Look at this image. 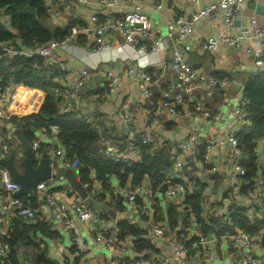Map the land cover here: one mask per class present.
<instances>
[{
  "label": "crops",
  "instance_id": "0c3cea01",
  "mask_svg": "<svg viewBox=\"0 0 264 264\" xmlns=\"http://www.w3.org/2000/svg\"><path fill=\"white\" fill-rule=\"evenodd\" d=\"M217 1L219 0H199L197 4H192L188 0H115L114 5L96 4L93 0L85 2L64 0L62 3H55L54 0H50L45 2L47 8L46 19L51 29L58 28L59 30H68L70 32L69 27L73 25L81 30L66 47L56 49L51 61L46 64L58 71L59 75L54 79L57 86L66 83V80L63 73L56 68L53 62L60 61L76 69L85 67L88 69L90 78L79 91V105L70 111L77 119L83 120V122L96 130L98 138L95 148L98 149L102 145L119 140L121 121L118 117V110L125 104L133 119L131 128L133 137L150 134L155 138L152 144L155 148L169 150L170 167L163 172L168 175L163 185L168 189L176 183V180L186 184L185 191L177 193L175 196H169L167 189L158 191L159 188H157V190H154L152 197L139 192L134 201L130 202L127 200V192L131 187L134 185L150 186L147 181L133 184L131 177H129L126 184L121 186L117 178L113 177L109 182L111 186V194H109L108 192H103L101 184L94 179V174L92 173L90 185L96 188L97 194L91 195L89 188L86 186L87 184H82L79 181L77 174L79 163L71 162L64 156L65 150L59 144L55 126H50L49 129L32 126L28 131L21 132L17 126L9 121L12 117L21 118L37 112L45 99V92L39 88L30 87L22 83H13L11 97L7 101V105L5 104L9 119L6 122L0 120V127L12 134L11 141L7 144L9 153L6 158L13 156V166L16 171L21 173L23 171L21 162L25 157V151L15 131L26 138L30 144L34 139H38L40 141V149L34 151L35 157L39 159L43 152L47 154L48 163L51 166L52 181L50 183H56L51 186L49 183L46 192L52 193L57 201L67 204L71 218V227H66L51 208L50 210L46 208V202L37 194L39 206L36 210L51 222L52 229L58 234L54 239L50 240L55 244L53 255L57 256V258L53 257L48 246L49 257L51 256L53 259L60 261H63L65 256L72 259L73 255L68 254L67 248L74 246L76 250L74 252L75 256L79 255L80 263L84 264H106L109 257H112L113 264H120V262L132 264L137 259H144L146 261L144 264H150L149 260L155 255L174 257V251L168 244V240L181 238L180 228L185 225H181V223L185 220V223L189 225L195 234L206 236V250L212 253L214 264H241L242 257L247 254L252 257H258L264 263V233L261 234V239L257 237L262 231L261 227L259 232L254 235L245 232L254 239L258 238V245L255 250H248L240 243L232 241V235L237 232H244L242 229L227 230L226 226L231 225L226 224L225 220V199H228L231 204L246 207V216L252 224H258L259 226L261 223L257 220V213L261 208L262 202L253 201L252 191L247 193L242 191L241 188L246 184L243 177L232 178L231 163L226 156L227 149H223L226 145L221 143L223 140L222 132L231 117L233 107L240 100L246 103L244 94L246 83L264 68V38L248 35L239 41L238 47H232L225 42H221L214 51H202L199 48V40L205 36H233L241 28L252 30L251 19H254L258 25H264V0L244 3L232 27L228 30L223 25L220 11L215 12L211 16L200 18L193 27L192 32L177 44L178 48L182 50L186 62L199 73L227 81L224 89L214 90L211 94H208L204 88L193 90L195 99L211 115L204 117L200 113L193 111L187 102H183L176 107V114H172L166 108L160 107L161 92L168 88L171 89L172 93L177 91L173 72L169 70L163 73L161 71L162 62H169L172 56L171 48L173 43L166 36L168 22L178 14L189 15ZM136 4H140L142 10L147 14L151 27L158 31L157 35L163 39L164 47L158 51L145 50L141 52L139 46L130 45L117 30L105 27L103 38L107 42L108 47L97 49L96 37L88 29L90 18L96 15L98 17L97 23L106 26L108 22L119 19ZM109 15L112 17L111 20L107 19ZM173 37L176 39V32L173 33ZM141 42L150 44V40L147 38L142 39ZM249 48H251V53L248 51ZM93 66L96 68L93 69ZM137 66L148 72L153 79L151 85L152 101L149 103L144 101L135 79L127 74L129 67L137 68ZM107 72H111L119 79V84L115 86L113 93L108 92ZM20 87H27L34 91L33 94L37 93L41 96L37 108L31 113H28V109H25L24 103L14 104L18 100V89ZM152 108L155 110L159 109V112L156 113L158 123L154 125L146 121L149 120L148 110ZM23 113L26 114L23 115ZM192 126L198 127L201 138L215 141L212 153L214 163L219 169L211 170L208 166L204 167L198 163L196 164L192 153H188L185 158L184 168L179 173L181 177L179 179L173 175L176 170L171 157L176 155V152L178 153L176 148L177 140L183 138L186 131ZM243 126H248L247 121ZM242 127H239V130ZM32 128L35 130L33 131ZM25 132L27 133L24 134ZM3 145L4 141L0 135V154ZM118 146L123 150L126 147V142L118 143ZM52 150L55 151L54 154H52ZM263 151L264 138H261L257 143L256 153L258 155ZM126 153L131 157L132 162L139 160L138 153H133L132 151ZM241 156L240 160L244 157L243 155ZM70 163L73 164L70 165ZM77 163L78 166H76ZM257 167L258 176L255 181L259 177H264V157H261L257 162ZM67 169L74 172L77 180L86 189L88 196L100 203L98 209L89 207L97 211V216L93 215L87 221H84L70 209L69 203L80 197L63 176L64 170ZM62 189L66 190L65 195H62ZM196 191L200 195L204 193L206 196L204 200L200 197L202 219L209 217L206 214V205L214 206L213 215L217 213V216L222 219L219 225L206 234H203V222H199L192 213L190 206L183 203L185 196L192 195ZM159 193L162 194V198L158 197ZM3 195V184L0 181L1 242L6 237L10 227V222L8 225L4 224L1 217L5 213L11 216L10 221L15 217L13 210L4 211ZM162 201L165 202L164 207ZM143 206L146 207V212H142L141 208ZM149 206L152 208V212L149 210ZM170 206H174L178 215L177 224H170L168 215ZM151 218H153L154 222L151 221ZM122 221H126L130 226L137 227L141 231V244H147L148 246L138 251L136 249L138 243L135 242L132 236H121L119 223ZM155 226L164 228L162 236H157L153 233ZM113 227H115L114 234L112 232L114 235L113 243L110 247L105 248L101 242L96 240V233L102 228ZM105 251L108 252L106 256ZM21 255L26 259L25 261L23 258V264L32 262L30 259L32 256L30 248L22 247ZM191 256V264H203L197 250Z\"/></svg>",
  "mask_w": 264,
  "mask_h": 264
},
{
  "label": "built area",
  "instance_id": "2783aa9c",
  "mask_svg": "<svg viewBox=\"0 0 264 264\" xmlns=\"http://www.w3.org/2000/svg\"><path fill=\"white\" fill-rule=\"evenodd\" d=\"M50 0H44V2H49ZM55 3H62L64 0H54ZM80 2H85L87 0H78ZM96 4L101 5H114L115 0H93ZM192 4H197L199 0H188ZM255 0H219L213 2L210 5L199 9L189 15H176L167 24V38L173 43L172 56L169 62H162L161 71L167 72L172 71L176 79V93H172L171 89H165L160 94V107L166 108L170 113L176 114V107L183 102H187L193 109V111L200 113L204 117L210 116V112L203 107L199 101L195 99V94L193 90L196 88H204L208 94L213 93L214 90H222L226 87L227 81L225 79H217L211 76H205L199 73L196 69L191 67L185 59V56L177 46V44L184 39L189 33L192 32L193 27L202 17H208L217 11L221 12L223 18V25L225 29H230L240 13L241 7L246 2H251ZM107 19H112L109 15ZM98 17L96 15L92 16L89 20L88 29L91 30L97 40V49H105L108 47L107 42L103 38V33L105 27L109 29L117 30L132 46H139L140 51L145 50L158 51L164 47V41L157 35L158 31L154 30L149 22L147 14L142 10L140 4H136L126 11L119 19L111 21L105 25H100L97 23ZM253 24L252 30L248 28H241L236 35L227 36L223 35L221 37H215L208 35L199 40V48L202 51H214L217 49L221 42H225L232 47H238L239 41L248 35H254L264 38V25H258L254 19H251ZM80 29L77 26H72L70 32L60 41L51 40L45 44L27 47V46H15L13 43L8 41L7 43H0V58L3 57H41L44 59L45 63H48L52 59V55L56 49L59 47H66L71 39L76 37L80 33ZM177 34L176 39L173 37V33ZM149 39L150 44H144L141 42L142 39ZM251 53V48L248 49ZM56 68L63 73L66 83L57 86L54 89V94L58 101V111L61 115L68 113L72 108L79 105V91L86 85L90 78V73L88 69L85 68H73L72 66L65 64L60 61L53 62ZM93 69L96 67L93 66ZM264 72V68L260 71ZM127 74L135 79L141 95L145 102L149 103L152 101V77L151 75L142 69L140 66L129 67L127 69ZM105 76V75H104ZM106 78L108 79V92L113 93L115 86L119 84V79L117 76L113 75L111 72L106 73ZM13 91V83L8 82L0 84V120L5 121L9 119V115L6 111L5 104L9 101ZM148 118L146 120L150 124L154 125L158 123V118L156 113L159 109H149ZM247 110L245 107V102L243 100L238 101V103L233 107L231 112V117L226 123L222 136L223 140L221 143H225L227 149L226 156L230 161L231 165V176L233 179L242 178L245 175V170L241 165V160L238 158L241 154L239 147V142L237 140V134L239 132V127L246 124L247 121ZM118 117L121 121V131L120 138L118 141L107 143L99 147V153L105 158L111 159L116 162H132L130 156L126 152L132 151L137 153L135 149V144L137 141L141 140L144 143L153 144L155 138L150 134H145L141 137H133L131 128L133 119L129 113L127 106L124 104L118 110ZM0 135L4 141V145L0 154V158H6L9 153V148L7 144L11 141L12 134L8 131H4L0 127ZM140 138V139H138ZM138 139V140H137ZM125 149L121 150L118 143H125ZM34 151L40 149V141L34 139L30 144ZM215 141L213 139H203L199 134V129L196 126L190 127L183 138L177 140L176 148L178 153L172 156V161L174 163V176L180 177V171L184 168L185 158L188 153H192L194 162L200 164L204 167H209L211 170H218L219 167L214 163V157L212 153ZM52 150V154H54ZM260 158L264 157V151L257 155ZM73 163H70L72 165ZM0 181L3 184L4 195L2 197L3 209L4 211L11 209L14 211L15 217H23L28 220H33L36 216V211L29 205L23 203V201L18 198L16 194L20 186L18 183L11 179L9 171L5 167H0ZM52 181V177L39 181L34 187L35 192L38 196L46 202V204L51 208L52 211L63 221L66 227H71V218L69 211L67 209V204L62 201H57L52 193L46 192L47 185ZM89 188V193L91 195L97 194L96 188L92 185H86ZM186 184L184 182H177L173 186L167 189V194L169 196H175L177 193H183L185 191ZM143 192L149 197H152L154 190L148 185H134L127 192V200L134 201L137 193ZM62 195L66 194V190L62 189ZM253 201H261L262 205L257 213V220L261 223V229L257 237L261 239V234L264 233V177H259L255 182L252 189ZM202 200L206 198L205 194L201 195ZM224 212L226 221L229 225L231 222L228 219L230 215V205L228 199L224 200ZM70 209L81 219L87 221L93 215L97 216V211L90 209L88 206L84 205L83 200L80 198L74 199L69 203ZM207 217L212 216L215 207L206 205ZM142 212H146V207L141 208ZM11 216L5 213L1 220L4 224H11ZM5 219V220H3ZM181 238L180 239H170L168 244L174 251V257L168 256H152L149 260L150 264H191L192 256L188 253L187 247L182 240H188L197 236L196 241L193 245L198 251L203 264H214V257L212 253L206 250L207 239L204 235H198L193 232L188 224L180 228ZM115 227L113 228H102L96 233V240L101 242L105 248L111 246L114 240ZM153 233L157 236H162L164 234V228L161 226H155L153 228ZM232 241L240 243L248 250H255L258 245V238L254 239L245 232H237L232 235ZM62 248V247H61ZM8 254V246L6 243L0 241V261L3 260ZM146 261L144 259H137L132 264H144ZM241 264H264L258 257H252L250 254L244 255L241 259ZM106 264H113L112 257H109ZM120 264H123L120 262Z\"/></svg>",
  "mask_w": 264,
  "mask_h": 264
},
{
  "label": "trees",
  "instance_id": "16d2710c",
  "mask_svg": "<svg viewBox=\"0 0 264 264\" xmlns=\"http://www.w3.org/2000/svg\"><path fill=\"white\" fill-rule=\"evenodd\" d=\"M46 16L47 8L44 0H0V43L10 41L17 47H35L51 40L63 39L69 33L68 30L51 29ZM72 26L69 27V31ZM58 75L56 69L51 68L43 58L38 56L0 58V84L22 83L45 92V99L39 110L31 113L37 108L41 96L37 93L34 95V91L27 87H20L18 100L14 104L24 103L28 108V113L31 114L21 118L12 117L9 121L21 132L28 131L32 126L44 129L55 126L59 144L65 150V157L71 162L79 163L77 174L82 184L89 185L92 182L91 174L93 173L94 179L101 184L103 192L109 194H111L109 182L113 177L117 178L121 186H124L127 179L131 177L133 184L147 181L153 190L159 188L158 191H165L167 187L163 185V182L167 180L168 175L163 172L170 167L169 150L158 149L152 144L139 141L135 144V149L139 154L138 161L125 163L105 158L99 153V148H95L98 134L93 127L77 119L72 111L63 115L59 113L57 106L59 98L53 92L57 87L54 79ZM244 94L248 126H243L239 130L237 140L241 154L244 156L241 165L245 170L243 178L246 184L241 189L247 193L252 191L256 182L255 178L258 176L259 158L256 147L259 139L264 138V72L248 80ZM177 182L179 181L176 180ZM200 197V193L196 191L192 195L185 196L183 203L190 206L199 222H203V234H206L219 225L222 219L217 216V213L207 219H202ZM18 198L33 209H38L39 200L33 187H29L26 194L18 195ZM246 211V207L232 203L228 216L231 226H226L227 230L242 229L250 235L259 232L261 225L252 224L246 216ZM168 215L170 224H177L178 215L174 206L168 208ZM184 224L186 225L185 220L181 225ZM226 224H228L227 221ZM52 228L51 222L38 211L33 220L14 217L6 237L2 239V242L8 246V254L0 261V264H23L25 258L21 255L22 247L31 249L32 262H29L30 264H84L80 263L79 255L75 256L74 246L67 248L68 254L73 255L72 259L65 256L63 261H60L49 257L48 244L45 239L51 240L58 235ZM119 230L121 236L130 235L134 238L138 243L136 247L138 251L148 246L141 244V231L137 227L122 221L119 223ZM196 239L197 236L182 240L191 255H194L196 251L193 245Z\"/></svg>",
  "mask_w": 264,
  "mask_h": 264
},
{
  "label": "water",
  "instance_id": "95a60500",
  "mask_svg": "<svg viewBox=\"0 0 264 264\" xmlns=\"http://www.w3.org/2000/svg\"><path fill=\"white\" fill-rule=\"evenodd\" d=\"M7 43V42H3ZM34 131L35 129L32 128ZM17 137L21 141L24 151L25 157L21 162V166L23 167V171L19 173L13 166V156L8 158H0V166L5 167L11 176V179L18 183L20 188L17 191V195L26 194L28 192L29 187H35L36 184L41 181L51 177V166L48 163V156L45 152L42 153L39 159L35 157V152L32 149L30 143L26 138H24L21 134L15 131ZM241 155L238 157L241 159ZM36 163V164H35ZM78 166V163L76 164ZM63 176L65 180L70 184L73 190L78 194L80 199L83 201L91 200V207L98 209L100 207V203L93 200L92 197H89L86 189L82 186V184L77 180L76 175L70 169L64 170Z\"/></svg>",
  "mask_w": 264,
  "mask_h": 264
},
{
  "label": "rangeland",
  "instance_id": "374dc122",
  "mask_svg": "<svg viewBox=\"0 0 264 264\" xmlns=\"http://www.w3.org/2000/svg\"><path fill=\"white\" fill-rule=\"evenodd\" d=\"M6 105H7V103H6ZM8 125H10V124H8ZM58 146H59V144H58ZM59 151H61L60 149H59ZM65 156V155H64ZM55 182H53V183H50L49 185L51 186V185H53ZM56 184V183H55ZM158 197L159 198H162V194L161 193H159L158 194ZM46 205V204H45ZM84 205H86V206H88V207H91V200H86V201H84ZM162 205H163V207L165 206V202H163L162 201ZM106 207V206H105ZM46 208H48L49 210H50V207L48 206V205H46ZM111 210V209H110ZM149 210H151V212L153 211L152 210V208L149 206ZM110 212H112V211H110ZM151 221L152 222H154V220H153V218H151ZM108 226H110V225H108ZM80 228H81V226H80ZM45 242H47V244H48V246L50 247V251H51V254L53 255V250H54V248H55V244L54 243H52V241H50V240H46L45 239ZM106 253H108L107 251H105V256H106ZM107 256H108V254H107ZM53 257L54 258H57V256H55V255H53ZM216 263V262H215ZM217 264V263H216Z\"/></svg>",
  "mask_w": 264,
  "mask_h": 264
},
{
  "label": "bare ground",
  "instance_id": "6f19581e",
  "mask_svg": "<svg viewBox=\"0 0 264 264\" xmlns=\"http://www.w3.org/2000/svg\"><path fill=\"white\" fill-rule=\"evenodd\" d=\"M25 109L27 110L28 108H27V106L25 105ZM25 113H23V115H24Z\"/></svg>",
  "mask_w": 264,
  "mask_h": 264
}]
</instances>
